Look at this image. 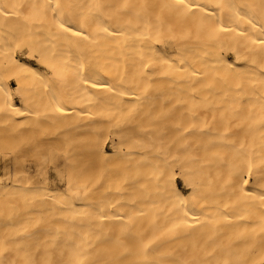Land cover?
Instances as JSON below:
<instances>
[{"label":"bare ground","instance_id":"1","mask_svg":"<svg viewBox=\"0 0 264 264\" xmlns=\"http://www.w3.org/2000/svg\"><path fill=\"white\" fill-rule=\"evenodd\" d=\"M27 132L66 191L0 177V264H264V0H0V139Z\"/></svg>","mask_w":264,"mask_h":264},{"label":"rangeland","instance_id":"2","mask_svg":"<svg viewBox=\"0 0 264 264\" xmlns=\"http://www.w3.org/2000/svg\"><path fill=\"white\" fill-rule=\"evenodd\" d=\"M14 85H16L15 84V82L13 81V86ZM30 131V130H29ZM26 132V131H25ZM36 132V131H35ZM37 133V132H36ZM26 134V136L25 135H23L22 137H19V139L18 138H12V140L10 139H6V140H4L3 141V139H0V177L3 179V182L4 183H11V179H8L7 177H11V175L13 174V172L14 171H16V170H20V169H23V167L25 168V171L24 172H26L27 174H31L32 176H30L29 178L31 179V180H33L34 179V181H36L37 179V176L36 175H38V181L39 182H41V184H43L42 182H44V181H46V179L48 180L47 182H48V184H49V186L52 188V189H60L59 190V192H65L66 190H65V188H66V180H65V178H62L63 176H65V171L63 172V173H61L60 171H59V169H60V167H57V166H55L54 164H55V162L53 161V160H55L56 161V156H55V154H50V151H48L49 152V154L48 153H45V152H42V151H39L37 154H38V157L40 156V157H42V159H43V162L44 163H46L44 166H40V167H37V165H41L39 162H36L37 160L35 159V154H33V152L31 151V150H29L30 151V153H29V151H28V144H30V145H32L34 142V140H37L38 138H39V136H38V133H37V135L36 136H38V137H34V134L32 133V137H34V140H33V138L32 137H30V134L31 133H29V132H27V133H25ZM29 134V135H28ZM28 135V136H27ZM82 138V139H81ZM86 138V137H85ZM16 139V140H15ZM80 139V141L81 140H85L83 137H80L79 138ZM8 140V141H7ZM10 141V142H9ZM106 142H104V139H103V141L101 140V142H104L105 143V145H107L109 148V151L112 149H110V147H112L111 146V144H112V142H111V139H107V140H105ZM29 142H31V143H29ZM100 142V143H101ZM6 143V144H5ZM8 143V144H7ZM9 143H10V145H9ZM111 143V144H110ZM100 145V144H99ZM28 151V152H27ZM112 151V150H111ZM25 152V153H24ZM27 154V155H26ZM29 154H31V155H29ZM36 154V155H37ZM17 157V158H16ZM14 158V159H13ZM16 158V159H15ZM48 158H50V159H48ZM52 158V159H51ZM34 159V160H33ZM40 158H38V160H39ZM41 159V160H42ZM14 160H16V161H14ZM51 160V161H50ZM82 159H79L78 161H77V167H79L80 168V170H81V173L82 174H85V175H87V176H90V177H92L93 175H94V173L97 171L96 169H97V167H96V164L95 163H92V165H91V163H89V164H85L84 162H83V160L81 161ZM33 161H35V163L33 162ZM15 162V163H14ZM21 162V163H20ZM37 163V165H35ZM53 163V165H51ZM84 163V164H83ZM22 165V166H21ZM36 167H35V166ZM94 165V166H93ZM11 166H12V168H11ZM16 166V167H15ZM44 167V168H43ZM46 167V168H45ZM57 169H56V168ZM33 168H34V170H33ZM38 168H40L41 170L39 171H37L36 169H38ZM96 168V169H95ZM11 169V170H10ZM46 169H47V171H49V178H46L43 174H41V177H39L40 175L39 174H34V171L35 172H40V173H45V171H46ZM5 170V171H4ZM8 170V171H7ZM43 170V171H42ZM56 170V171H55ZM96 170V171H95ZM33 171V172H32ZM42 171V172H41ZM86 171V172H85ZM31 172V173H30ZM56 172V173H55ZM66 172H68V171H66ZM10 173H12V174H10ZM5 174V175H4ZM61 174V175H60ZM10 175V176H9ZM24 175H26L25 173H24ZM62 178V180L61 179H59L60 177ZM3 177H5V178H3ZM33 178V179H32ZM45 178V179H44ZM44 179V180H43ZM50 179V180H49ZM40 180H43V181H40ZM64 180V181H63ZM37 182V181H36ZM39 182H37L38 184H40ZM177 184H178V186L183 190V192L185 193V194H189L190 193V189L189 188H186V186H184V184H183V182L181 181V178L180 177H178L177 178ZM55 185H56V187H55ZM55 187V188H54ZM10 194H12L13 195V192L12 193H10ZM15 195V194H14ZM13 195V196H14ZM4 204V203H3ZM2 203L0 204L2 207H1V210L3 211V213H6V216H7V214L8 215H11L12 214V216H14V215H16L17 213H19V214H22V213H24V211H20V209L22 210H24V207L22 206V204H21V202H20V205H21V207H20V205H18L17 207H20V208H18L17 209V207H15V208H13L15 205L14 204H10V202L8 203V205L6 206V204H4L3 205ZM11 206V209H10V206ZM9 206V207H8ZM6 208H7V210L8 211H6ZM3 209H5V212H4V210ZM17 210V212H15L14 210ZM12 211V212H11ZM21 213H20V212ZM10 212V213H9ZM15 213V214H14ZM19 214H17V215H19ZM10 222V221H9ZM3 224H5V225H3V226H1L0 225V230H2V231H0V232H3V229H4V233L6 234V233H8L9 232V230L11 231L12 229H11V224H7V223H4L3 222ZM7 225H9V228H8V226ZM7 227V228H6ZM24 227H26V226H24ZM12 228H14V226L12 227ZM22 230V232H20L21 233V235L22 234H24L23 236H25L26 237V230H27V228H26V230H24V228H22L21 229ZM24 231V232H23ZM8 237V236H7ZM25 237H23V238H25ZM7 241V243H8V241H9V243L7 244V245H10V247H12V245L11 244H13L10 240H6ZM6 241L4 242V244L2 245V243H0L1 245H0V248H1V246L3 247H6ZM40 241V240H39ZM37 244H41V242H38ZM20 248L22 247V248H25L26 246H25V244L23 245H21V244H19L18 245ZM8 248H9V246H8ZM7 248V249H8ZM10 249V248H9ZM6 250V249H5Z\"/></svg>","mask_w":264,"mask_h":264}]
</instances>
